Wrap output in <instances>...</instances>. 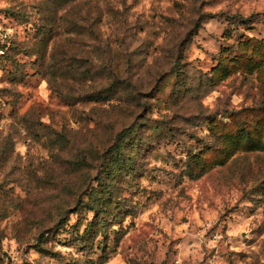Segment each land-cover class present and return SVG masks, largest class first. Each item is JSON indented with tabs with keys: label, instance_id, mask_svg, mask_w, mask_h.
Returning a JSON list of instances; mask_svg holds the SVG:
<instances>
[{
	"label": "rangeland",
	"instance_id": "1",
	"mask_svg": "<svg viewBox=\"0 0 264 264\" xmlns=\"http://www.w3.org/2000/svg\"><path fill=\"white\" fill-rule=\"evenodd\" d=\"M0 264H264V0H0Z\"/></svg>",
	"mask_w": 264,
	"mask_h": 264
}]
</instances>
